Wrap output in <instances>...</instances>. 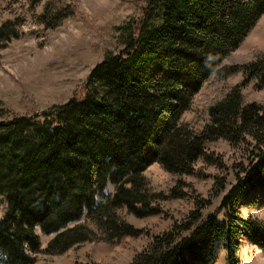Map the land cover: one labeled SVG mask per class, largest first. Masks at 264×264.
<instances>
[{"label":"trees","instance_id":"1","mask_svg":"<svg viewBox=\"0 0 264 264\" xmlns=\"http://www.w3.org/2000/svg\"><path fill=\"white\" fill-rule=\"evenodd\" d=\"M263 15L264 0H147L124 47L91 72L81 96L39 114L0 112V196L8 201L0 264H35L41 254L139 235L120 211L153 216L159 199L180 196L178 186L171 195L153 192L144 172L156 161L178 176L205 158L204 134L186 133L179 121ZM249 70L264 83V59ZM239 102L234 92L210 109V135L251 138L249 161L218 208L224 221L203 215L209 201L197 202L130 264H212L223 245L229 264H240L241 235L264 252V229L239 213L254 191L264 195V109ZM42 235L50 238L44 249Z\"/></svg>","mask_w":264,"mask_h":264},{"label":"rangeland","instance_id":"2","mask_svg":"<svg viewBox=\"0 0 264 264\" xmlns=\"http://www.w3.org/2000/svg\"><path fill=\"white\" fill-rule=\"evenodd\" d=\"M146 7L147 0H0V112L39 114L81 96L91 72L124 47L128 32L141 20ZM260 58L264 59V15L223 62L220 72L194 95L179 121L186 133L204 134L205 158L194 164L192 172L178 176L156 161L144 172L153 192L171 195V189L178 186L180 196L159 199L161 212L153 216L137 217L125 208L120 211L139 235L41 254L35 264H130L154 237L171 231L175 223L184 222L197 210V202L209 201L203 215L216 212L218 220L224 221L225 211L218 208L235 184L241 171L238 166L249 161L251 138L237 136L230 141L210 135L209 130L215 127L210 109L226 102L234 92L240 95V107L254 104L264 109V83L249 70ZM7 210L8 201L0 196V222ZM239 213L264 229L263 190L254 191L240 205ZM49 240L41 236V249ZM238 242L240 264H264L262 247L253 238L241 235ZM223 246L217 247L212 264H229Z\"/></svg>","mask_w":264,"mask_h":264}]
</instances>
